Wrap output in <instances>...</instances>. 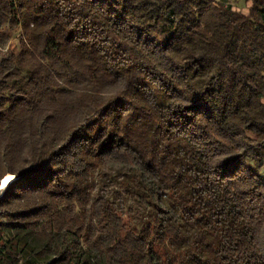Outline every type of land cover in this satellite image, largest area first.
Returning a JSON list of instances; mask_svg holds the SVG:
<instances>
[{"label":"trees","instance_id":"trees-1","mask_svg":"<svg viewBox=\"0 0 264 264\" xmlns=\"http://www.w3.org/2000/svg\"><path fill=\"white\" fill-rule=\"evenodd\" d=\"M243 1L0 0V264H264Z\"/></svg>","mask_w":264,"mask_h":264},{"label":"rangeland","instance_id":"rangeland-1","mask_svg":"<svg viewBox=\"0 0 264 264\" xmlns=\"http://www.w3.org/2000/svg\"><path fill=\"white\" fill-rule=\"evenodd\" d=\"M243 2H244V3H243ZM243 2L240 3V4H238V6H239L244 12H247V11H248V5L250 4V1H249V0H245V1H243ZM5 180H6L5 177L2 178L1 183H3ZM8 182H10V181L7 180V183H5V186L8 184ZM3 187H4V186H3Z\"/></svg>","mask_w":264,"mask_h":264},{"label":"bare ground","instance_id":"bare-ground-1","mask_svg":"<svg viewBox=\"0 0 264 264\" xmlns=\"http://www.w3.org/2000/svg\"><path fill=\"white\" fill-rule=\"evenodd\" d=\"M5 179L8 180V181H12V180H14L15 178H14V177H11V176H6ZM4 185H5V183H3V186H4Z\"/></svg>","mask_w":264,"mask_h":264},{"label":"snow or ice","instance_id":"snow-or-ice-1","mask_svg":"<svg viewBox=\"0 0 264 264\" xmlns=\"http://www.w3.org/2000/svg\"><path fill=\"white\" fill-rule=\"evenodd\" d=\"M3 183H7V180H5ZM3 183H0V187H3Z\"/></svg>","mask_w":264,"mask_h":264}]
</instances>
